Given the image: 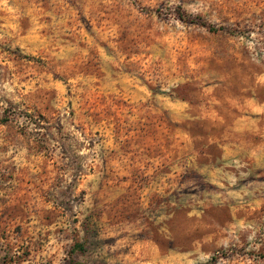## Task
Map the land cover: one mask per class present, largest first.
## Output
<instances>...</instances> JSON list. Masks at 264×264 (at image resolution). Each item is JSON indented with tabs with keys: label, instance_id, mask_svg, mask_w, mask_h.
Segmentation results:
<instances>
[{
	"label": "rangeland",
	"instance_id": "374dc122",
	"mask_svg": "<svg viewBox=\"0 0 264 264\" xmlns=\"http://www.w3.org/2000/svg\"><path fill=\"white\" fill-rule=\"evenodd\" d=\"M0 264H264V0H0Z\"/></svg>",
	"mask_w": 264,
	"mask_h": 264
},
{
	"label": "trees",
	"instance_id": "16d2710c",
	"mask_svg": "<svg viewBox=\"0 0 264 264\" xmlns=\"http://www.w3.org/2000/svg\"><path fill=\"white\" fill-rule=\"evenodd\" d=\"M77 248H80V245H77Z\"/></svg>",
	"mask_w": 264,
	"mask_h": 264
}]
</instances>
